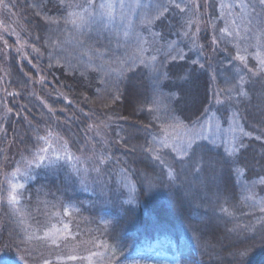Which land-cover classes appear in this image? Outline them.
I'll use <instances>...</instances> for the list:
<instances>
[{
    "label": "trees",
    "instance_id": "trees-1",
    "mask_svg": "<svg viewBox=\"0 0 264 264\" xmlns=\"http://www.w3.org/2000/svg\"><path fill=\"white\" fill-rule=\"evenodd\" d=\"M229 1L233 6L240 3ZM211 2L218 13L223 1ZM54 4L55 0L53 4L11 0L8 8L18 13L22 39L32 54L29 62L18 64L15 55L7 52L3 59L0 51V116H4L5 105L13 110L0 120V264H44L45 259L50 264H87L78 254L81 251L84 257V251H93L97 240L113 264H264V212L259 210L264 202V184L260 183L264 179V80L247 73L233 59L236 49L230 44L222 43L219 50L206 46L199 55L187 52L181 56L178 51L184 38L179 31L186 21L183 23L185 16L177 8H170L151 25L153 33L149 28L141 32L143 24L137 19L134 27L140 33L141 50L137 58L126 59L118 58L113 49L121 43L120 36L108 42V35H117L115 25L102 32L91 30L99 35L90 36L85 29L77 33L71 23L61 19L68 18L71 9ZM230 11L234 22L220 16L222 28L243 35L244 10L236 7ZM48 18L61 19L59 31L50 30L57 26L46 24ZM96 27L92 25V29ZM207 34L206 28L204 37ZM2 37L11 42L7 33ZM49 37L63 43L58 49L47 48ZM75 37L83 39L85 46L78 45ZM89 40L102 45L91 51L86 45ZM74 42L76 57L70 47ZM172 43L181 48H172ZM245 43L241 40L240 46ZM34 48L43 55L38 56ZM256 49L249 48V53ZM49 52L55 56L51 62ZM99 52L105 53L102 59L95 58ZM252 57L249 55L248 64L255 67ZM122 61L132 65L129 69L124 64L123 76L119 74ZM67 62L81 70L85 65L102 64L105 71H89L84 79L79 72H69ZM50 63L54 66L49 67ZM238 70L245 76L247 96L229 100L226 90L237 84ZM182 75L187 80L178 79ZM101 79L106 83H99ZM113 96L120 98L113 100ZM231 112L251 138L239 137L233 151L197 140L205 146L204 160L214 161V168L202 163L201 171L195 166L181 171L174 165L178 177L172 184L160 163L143 151L142 146L151 142L172 158L171 147L164 148V136L195 128L212 113L226 125ZM38 134L47 142L37 141ZM241 142L245 147H239ZM64 145L74 157L71 163L45 160L37 166L34 157L45 155L40 152L42 146L49 148L47 156L54 160L56 155H66ZM100 158L105 163L99 165L101 179L97 180L92 168ZM16 176L26 178L14 209L26 213V231L7 216L11 211L7 204L13 187L10 180ZM146 177L154 181L151 189ZM63 217L69 222L71 237L55 244L39 237L42 229ZM23 235L28 244L15 245V239Z\"/></svg>",
    "mask_w": 264,
    "mask_h": 264
},
{
    "label": "rangeland",
    "instance_id": "rangeland-1",
    "mask_svg": "<svg viewBox=\"0 0 264 264\" xmlns=\"http://www.w3.org/2000/svg\"><path fill=\"white\" fill-rule=\"evenodd\" d=\"M11 0H3V3H0V34L2 35L4 33H7V37H10V43L7 42L2 35H0V38L2 39V47H0V51L2 54L3 59H6L5 53L10 52L11 54L15 55V61L17 60L18 64L29 62L30 55L32 54V50L29 49L27 46V43L22 39L21 36V23H18L17 17L18 13L13 11L12 9H9ZM180 1V0H179ZM222 4L225 5V7H221L218 9V13H216L213 10V3L211 0H181L182 3L181 6H184L185 4L188 5V8L186 12L182 13L184 14L185 18H183L184 27L181 28L179 31V35L183 36V41H181V46L183 47L181 51H178L179 48H181L177 43H172V48H178L176 51L181 53V56L186 54L187 52L196 55H199L203 52V49L206 46H209L213 50H219L222 47L216 48L212 44V39L214 36L219 35V29L222 28V25L220 23V16L225 15L227 19L230 20L231 23L234 22V13L230 11V9H236L229 0H222ZM102 0H96V3H101ZM113 3H115L116 7L112 10H105V13L108 11L112 12V16L109 17L107 14H105L101 19L103 23H107L108 27L111 29L112 25L117 31V35H108V42L111 43L114 39H118L119 36L121 38V43H117V45H114L115 47V53H118V58H126V59H135L139 56V52L141 50L139 46V37L137 34L136 27L134 25L137 23V19L140 21V24H143V27L141 29V32L145 29H151V25L147 24V20L152 18L154 15H156L159 11L158 5H167L168 0H123V4L125 7L121 9L119 7L120 0H112ZM158 2H161L160 4ZM178 3V2H177ZM6 5V7H5ZM128 5H132L133 7L129 9ZM157 5V6H156ZM153 6V7H151ZM220 7V6H218ZM228 9L227 14L223 13L224 9ZM215 9V8H214ZM158 11V12H157ZM79 12V11H77ZM231 12V13H230ZM166 13V12H165ZM223 13V14H221ZM216 14L218 15L216 19L212 18V16ZM229 14V15H228ZM67 19L71 20L74 17H69L67 15ZM158 21V20H157ZM156 21V22H157ZM80 21L77 19V23ZM230 23V24H231ZM236 27H238L237 23ZM115 25V26H114ZM208 31V34L206 37H204L203 33L206 31V28ZM71 27L73 25L71 24ZM86 30V33L88 35H99L97 32L92 33L90 30H88L87 27L82 28V30ZM227 29V27H225ZM125 32H127V35H125ZM152 32V29H151ZM153 33V32H152ZM189 34L192 36H195L197 38L198 44L202 45L203 48L193 45L185 34ZM206 34V33H205ZM89 38V36H88ZM87 38V40H88ZM187 40V41H185ZM205 40V41H204ZM86 45L89 47L91 46L94 49H97V45L100 46L102 43L96 41L94 43L93 40H89ZM142 45V44H141ZM71 49L74 48L75 51V42L72 46H70ZM169 48V49H172ZM19 50V51H18ZM237 54V52H235ZM252 56H255L257 54L264 55V49L257 48L252 53ZM75 57H76V51H75ZM234 57V55H233ZM80 59V58H79ZM83 59V58H82ZM234 59V58H233ZM255 60V59H253ZM74 62L76 61L73 60ZM237 61V60H235ZM256 61V60H255ZM124 62V61H122ZM120 64L121 60L118 62L115 61V64ZM3 65V73L6 75V69ZM33 68H35V65L33 64ZM1 78V77H0ZM40 79V76H38L37 80ZM33 81V80H30ZM240 129L242 128V124L240 119L237 117L236 113L231 112L228 122L226 125L219 119L218 115L215 114H209V116L206 118V120L198 125H196L195 128L187 127L183 132L180 134L174 133L175 131H171L168 135L164 136V139H162V142L167 144L169 147H175L177 151L182 150L188 142L192 139H195V141H210L214 145H222L226 150L233 151L235 149L236 143L239 140V137L243 136ZM244 131V129H243ZM245 132V131H244ZM182 142V143H181ZM18 175V174H17ZM26 178L22 176H16L12 180V186L16 188L17 193L19 189H23L26 185L25 182ZM9 193V192H8ZM3 199V198H2ZM8 200V199H7ZM18 201H20V197L18 195ZM4 204V202H3ZM7 204L11 207L10 213H7L8 218L10 217L11 223L14 225V223H20L22 226L24 225L23 230L25 229V224H23V219L25 220L24 216H26V213L23 212L17 213L15 209V205H12L7 202ZM66 214L69 213L68 209L65 210ZM12 218V219H11ZM2 224V223H1ZM0 224V225H1ZM255 225V224H254ZM19 226V225H18ZM253 226V225H252ZM49 233L51 238H46L45 234ZM39 237L45 240V242H48L51 244V239L59 237L56 242L66 240L67 237H71L72 233L70 231V225L67 220L61 218L60 222L53 223L51 227H45L40 231ZM12 236H14L11 233ZM22 235V234H19ZM17 236V235H16ZM98 241V240H97ZM95 241L94 244V250L97 253H101L103 255H97V256H91L93 253L92 250L84 251L85 255L84 257L91 256L92 264H113L112 260H109L106 256V253L104 252L103 247H96V245H99V243ZM19 244H28V239L26 236L17 237L15 239V245ZM102 249V250H101ZM81 256H78V258L82 257V252H79ZM85 263L88 264V261L85 259ZM163 264H169L168 262H164Z\"/></svg>",
    "mask_w": 264,
    "mask_h": 264
},
{
    "label": "snow or ice",
    "instance_id": "snow-or-ice-1",
    "mask_svg": "<svg viewBox=\"0 0 264 264\" xmlns=\"http://www.w3.org/2000/svg\"><path fill=\"white\" fill-rule=\"evenodd\" d=\"M0 3H3V0H0ZM47 4H53V0H46ZM54 6H57L59 8L64 9H71V11L68 12L69 17H74L73 19L69 20L67 18H61L63 19V22L65 24L71 23L76 32L80 33V30L82 28L87 27L88 30H95L97 32H102L104 28H107L108 25L102 22V17L107 14L109 17L112 16V12L108 11L105 13V10H112L116 7L115 3L112 2V0H102L101 3L97 4L96 0H85L84 3H71L69 0H55ZM6 7V5H5ZM119 7L123 9L125 5L123 4V0H120ZM129 9H131L133 6L128 5ZM177 8L181 13L186 12L188 5L185 4L184 6H181L180 3H177V0H168L167 5H160L161 11H159L156 15H154L152 18L147 20V24H153L157 20H160L164 13L167 12L170 8ZM221 7H225V5L221 4ZM234 7L240 8L244 10V22L246 24L244 34L242 35L241 32L236 31L233 32L231 29H225L221 28L219 29V35H216L212 39V44L219 48L220 44H230L233 48L236 49L237 54L233 57L235 60L239 61L243 68L247 70V73H250L253 77H261L262 80H264V55L257 54L253 56L252 58L256 60L255 67H250L248 64V57L249 55H252L249 53V48L256 47L264 49V0H247V3L244 2V0H240V3H237L234 5ZM79 10L77 12L76 10ZM250 10V11H248ZM39 15V14H38ZM61 19H52L48 18L45 20V23L48 25H56V29H50L51 31H59V25L61 23ZM77 19L80 21L77 23ZM92 25H97L95 29H92ZM251 32L252 35L249 36L248 33ZM86 34V33H84ZM125 35H127V32H125ZM190 39L191 43L193 45H196L203 48L202 45L198 44L197 38L195 36L185 34ZM229 39H225V38ZM76 43L80 46H85V41L83 39H79L78 37H75ZM91 39V37H89ZM246 41L245 45L243 47L240 46V41ZM252 41H255L253 43ZM63 41H53L51 37H49L48 42L45 44V47L47 48H53L58 49ZM89 50L96 51V49L89 46ZM227 50V49H226ZM19 51V50H18ZM33 52L37 53L38 56H42L43 53L40 52L39 49L34 48ZM105 55L104 52H99L98 55L95 57L97 59H102ZM49 61L53 60L55 58L54 54L52 52L48 53ZM153 60L155 57L152 58ZM31 62V61H30ZM134 63V62H133ZM195 63V61H194ZM124 64H128L127 61H124L121 64L120 69V75L123 76L124 74ZM51 63L49 64V67H52ZM129 69H131L132 65L128 64ZM202 67V65H201ZM67 69L71 73L79 72L80 76L84 79H87L86 73L89 71H96V72H103L105 71L104 65H96L91 66L85 65L84 69L81 70L80 67L77 65L72 64L71 62H67ZM240 71H237L238 75V81L237 84L233 85L231 88H228L226 91L228 93V99L233 100L236 97L240 98H246L247 93L244 90V82H245V76L240 75ZM67 74V73H66ZM187 76H179L178 79L181 80H187ZM43 81V77L41 78ZM99 83H106L103 79L99 81ZM235 93V96L232 94ZM10 96H16L19 95V93H8ZM113 100H118L119 96H113L111 97ZM85 100H87V97H85ZM68 102V101H66ZM221 102V101H218ZM43 103V101H41ZM47 107V105H45ZM12 108L4 106V116H0V120L5 119L8 115L12 113ZM51 111V109H49ZM149 112L152 111L151 108L148 109ZM19 113H17L18 115ZM2 130V129H0ZM242 135L249 136L251 138L250 133H246L243 131V129H240ZM48 136L52 135L51 131L47 132ZM37 141H45L47 142V139L45 136H40L39 134L36 137ZM256 139H261V137H256ZM195 145V146H194ZM65 149V156L62 157L61 155H56L55 159L52 160L47 156V153L49 152V148L47 147H41L40 152L44 153L45 155H39L37 154L34 158L39 161L37 166H40V164H43L45 160H48L49 164H55V162L61 161L62 159H66L67 162L71 163L74 159V157L70 154H67L66 145L62 146ZM143 151L148 153L151 156V159L153 161H158L160 165L163 167V172L166 175L167 179L172 183L175 184L178 174L176 172L177 166L181 171L186 166H195L197 171H201V168L199 167L202 163L207 164L209 167L214 168L215 162L209 159L208 161L204 160V147L202 145H199L196 143L195 139L188 142L187 145L180 151H177L175 147H171L170 151L173 153V157L169 158L166 154L163 153V148L156 146L152 144L151 142H148L146 146H142ZM169 146L167 144L164 145V148H168ZM239 147L243 148L245 145L241 142ZM135 151V148L132 149ZM233 153H229L231 156ZM78 159V158H77ZM105 163V160L103 158H100L98 160V165L92 168V171L97 173V180H100V173L102 169L99 167V165H103ZM146 184L149 189L154 187V181L151 178L146 177ZM261 184H264V179L260 181ZM18 195L20 193H17L16 188L12 187L9 191L8 201L10 204L15 205L18 203ZM260 212H264V202H261V206L259 208ZM222 211L227 214L231 215V213L228 212L226 208H222ZM104 229H107V225L104 226ZM234 230V229H233ZM46 238H51L49 233L45 234ZM57 238L51 239L52 243H56ZM31 239V237H29ZM96 247H104V245H96ZM97 255H103L101 253L93 252L91 256H97ZM239 255L243 256L246 255V252H240ZM91 256L89 257H81L82 259H86L88 261V264H92ZM70 259H77L76 256H70ZM44 264H50V261L46 260L44 261Z\"/></svg>",
    "mask_w": 264,
    "mask_h": 264
},
{
    "label": "bare ground",
    "instance_id": "bare-ground-1",
    "mask_svg": "<svg viewBox=\"0 0 264 264\" xmlns=\"http://www.w3.org/2000/svg\"><path fill=\"white\" fill-rule=\"evenodd\" d=\"M223 44H220V46H222Z\"/></svg>",
    "mask_w": 264,
    "mask_h": 264
}]
</instances>
